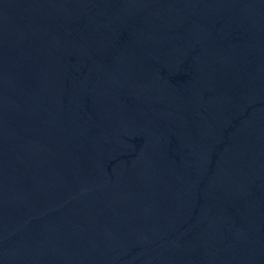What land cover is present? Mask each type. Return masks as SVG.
Wrapping results in <instances>:
<instances>
[{"label":"water","instance_id":"1","mask_svg":"<svg viewBox=\"0 0 264 264\" xmlns=\"http://www.w3.org/2000/svg\"><path fill=\"white\" fill-rule=\"evenodd\" d=\"M0 264H264V0H0Z\"/></svg>","mask_w":264,"mask_h":264}]
</instances>
